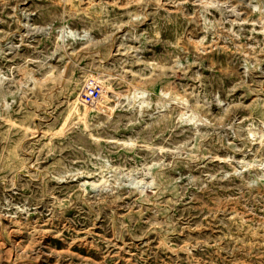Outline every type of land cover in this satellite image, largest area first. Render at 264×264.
Wrapping results in <instances>:
<instances>
[{
	"label": "rangeland",
	"instance_id": "rangeland-1",
	"mask_svg": "<svg viewBox=\"0 0 264 264\" xmlns=\"http://www.w3.org/2000/svg\"><path fill=\"white\" fill-rule=\"evenodd\" d=\"M0 264H264V0H0Z\"/></svg>",
	"mask_w": 264,
	"mask_h": 264
},
{
	"label": "built area",
	"instance_id": "built-area-1",
	"mask_svg": "<svg viewBox=\"0 0 264 264\" xmlns=\"http://www.w3.org/2000/svg\"><path fill=\"white\" fill-rule=\"evenodd\" d=\"M101 97V89L98 88H91L89 94L84 96V99L87 103H91L95 100H98Z\"/></svg>",
	"mask_w": 264,
	"mask_h": 264
}]
</instances>
